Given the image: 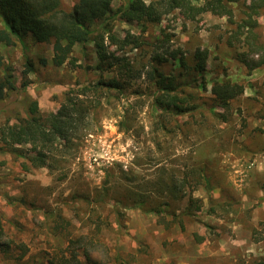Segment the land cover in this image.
Here are the masks:
<instances>
[{
  "label": "rangeland",
  "instance_id": "rangeland-1",
  "mask_svg": "<svg viewBox=\"0 0 264 264\" xmlns=\"http://www.w3.org/2000/svg\"><path fill=\"white\" fill-rule=\"evenodd\" d=\"M62 2L70 9L76 0ZM234 19H241L238 9ZM260 23L257 31L264 43V11ZM235 26L224 16L207 13L196 21H187L176 13L144 34L150 38L161 36L160 29L164 27L174 34L169 42L174 47H209V86L216 73L220 77L227 73L226 76L248 85L224 112L226 121L207 109L185 115L181 120L188 123L181 130L155 132L162 143L158 149L152 140L154 134L150 133L154 128L147 104L141 106L144 102H137L140 108L135 114L136 131L124 133L117 122L127 100L112 98L100 111L99 131L83 139L76 159L66 163L65 179H58V171L46 167L26 171L22 159L0 150V213L5 232L29 247L20 260L6 258L0 251V264H49L47 254L54 255L67 246V239L61 235H91L96 229L88 218L91 208L72 195L93 194L102 185L106 169L114 168L116 163L123 169L135 168L136 188L151 190L150 203L160 199L155 189L163 170L167 182L180 185L181 198L175 200L178 215L173 220L168 213L163 216L130 208L119 225L108 202L97 209L106 216L97 236L87 238L94 264H264V66L247 74L244 64L236 58V51L244 47L227 44ZM114 31L121 37L127 31L141 33L136 24L120 20L115 21ZM127 50L135 59L141 57L140 48L131 51L128 46ZM0 52L5 63L12 66L19 87L0 100V123L13 120L17 114L24 115V104L31 99H36L44 112L57 110L63 93L70 87L98 78L99 71L94 69L98 59L91 47L86 55L80 45H75L61 66L53 63L52 43L28 39L26 47L19 43L0 44ZM27 58L32 59L35 72L24 73ZM24 81L28 84L23 89ZM196 165L205 166L210 189L199 170L192 173ZM119 189L120 186L113 188V193ZM190 195L203 202L194 216L181 214ZM75 206L81 207L77 216L72 209ZM46 210H61L69 221L67 230L60 228L63 233L50 234L48 227L55 220L48 217ZM78 258V264H93L82 255Z\"/></svg>",
  "mask_w": 264,
  "mask_h": 264
},
{
  "label": "trees",
  "instance_id": "trees-1",
  "mask_svg": "<svg viewBox=\"0 0 264 264\" xmlns=\"http://www.w3.org/2000/svg\"><path fill=\"white\" fill-rule=\"evenodd\" d=\"M237 9L241 19L235 21ZM263 11L264 0H76L70 9L64 7L62 0H0V44L19 43L26 47L28 39L52 43L56 66L63 65L70 58L75 45H80L86 55L91 47L98 59L94 69L99 71L96 80L82 85L77 83L76 87L65 91L57 110L44 112L38 101L31 99L24 104V115L17 114L13 120L0 123V150L22 159L21 164L26 171L46 167L58 171V179H65L68 176L66 163L76 159L83 139L99 131L100 111L112 98L127 100L117 122L118 129L124 133L136 131L135 114L140 108L137 102H144L141 106L147 104L154 128L150 133L154 134L152 140L158 149L162 148V143L155 132L169 134L175 129L181 130L188 123L181 120L185 115L204 113L207 109L213 116L226 121L224 112L245 93L248 85L233 80L226 76L227 73H222L221 77L216 73L209 86L207 74L212 70L208 64L209 47H174L169 44L174 34L164 27L160 29L161 36L156 34L150 38L144 34L176 13L187 21H196L207 13L227 17L236 24L227 44L232 48L236 43L244 47L236 51V58L244 64L247 74H251L264 66V43L257 31ZM117 20L136 24L141 33L127 31L121 37L114 31ZM128 46H131V51L140 48L141 57L135 59L130 56ZM31 72H35V65L31 58H27L24 73ZM27 84L28 81H24L21 87L24 89ZM18 88L13 68L5 63L0 52V100ZM131 97L136 101H131ZM134 165L137 166L136 161ZM199 166L196 165L192 173L199 170L210 189V176L205 166ZM164 176L165 172L160 171L157 183L160 185L155 189L160 199L152 203L149 201V188H136L135 168L123 169L120 163L106 169L102 185L93 194L73 193V198L85 201L86 207L91 208L88 218L96 224L97 230L94 229L91 235H61L67 239V246L64 249L61 246L54 255L47 254V262L78 264V256L82 255L94 264L87 238L97 236L100 224L106 219L97 209L108 202L119 225L121 217L130 208L160 215L168 213L173 215V220L176 219L175 200L181 198L178 194L180 185L176 181L167 182ZM118 186L120 189L113 193L112 189ZM202 206L200 198L190 195L181 214L194 216ZM79 208H72L76 216ZM45 212L55 220V224L48 227L49 233L53 236L63 233L59 229H66L69 221L62 211ZM15 250L21 252L15 255ZM28 250L22 239L8 237L0 213V251L6 258L20 260Z\"/></svg>",
  "mask_w": 264,
  "mask_h": 264
}]
</instances>
